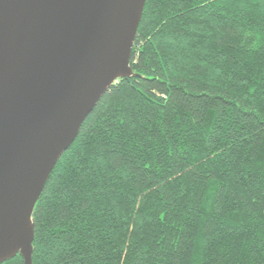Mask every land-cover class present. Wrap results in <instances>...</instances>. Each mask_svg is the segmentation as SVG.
<instances>
[{
    "label": "trees",
    "instance_id": "trees-1",
    "mask_svg": "<svg viewBox=\"0 0 264 264\" xmlns=\"http://www.w3.org/2000/svg\"><path fill=\"white\" fill-rule=\"evenodd\" d=\"M131 67L53 169L32 264H264V0H146Z\"/></svg>",
    "mask_w": 264,
    "mask_h": 264
},
{
    "label": "water",
    "instance_id": "water-1",
    "mask_svg": "<svg viewBox=\"0 0 264 264\" xmlns=\"http://www.w3.org/2000/svg\"><path fill=\"white\" fill-rule=\"evenodd\" d=\"M146 0H0V264H32L33 215L102 96L134 75Z\"/></svg>",
    "mask_w": 264,
    "mask_h": 264
}]
</instances>
